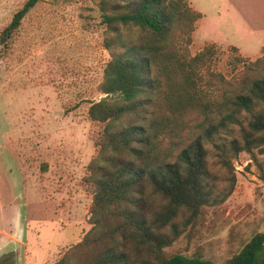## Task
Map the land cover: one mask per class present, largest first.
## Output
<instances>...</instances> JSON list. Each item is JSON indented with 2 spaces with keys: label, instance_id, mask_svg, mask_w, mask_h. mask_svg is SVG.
<instances>
[{
  "label": "trees",
  "instance_id": "trees-1",
  "mask_svg": "<svg viewBox=\"0 0 264 264\" xmlns=\"http://www.w3.org/2000/svg\"><path fill=\"white\" fill-rule=\"evenodd\" d=\"M109 52L88 118L100 124L83 183L92 198L90 227L49 264H264V230L220 263L167 252L203 225V207L219 205L235 184L233 159L264 147V56L230 76L212 67L217 42L191 53L201 12L188 0H92ZM25 0L0 29V58L10 52ZM237 237L236 232L231 238Z\"/></svg>",
  "mask_w": 264,
  "mask_h": 264
},
{
  "label": "rangeland",
  "instance_id": "rangeland-1",
  "mask_svg": "<svg viewBox=\"0 0 264 264\" xmlns=\"http://www.w3.org/2000/svg\"><path fill=\"white\" fill-rule=\"evenodd\" d=\"M24 1L0 0V29ZM98 21L92 0H37L0 58V264H49L90 227L83 178L100 124L87 108L104 95L109 57ZM203 41L195 32L190 52ZM217 44L212 67L230 76L241 66L233 62L237 51ZM233 171L231 194L203 207L199 232L180 236L167 252L200 246L220 263L264 230V147L238 153ZM70 263L81 264L80 256Z\"/></svg>",
  "mask_w": 264,
  "mask_h": 264
},
{
  "label": "crops",
  "instance_id": "crops-1",
  "mask_svg": "<svg viewBox=\"0 0 264 264\" xmlns=\"http://www.w3.org/2000/svg\"><path fill=\"white\" fill-rule=\"evenodd\" d=\"M188 1L201 12L192 35L204 36L203 44L234 45L251 59L264 56V0Z\"/></svg>",
  "mask_w": 264,
  "mask_h": 264
}]
</instances>
